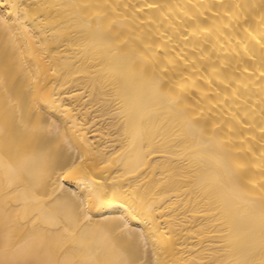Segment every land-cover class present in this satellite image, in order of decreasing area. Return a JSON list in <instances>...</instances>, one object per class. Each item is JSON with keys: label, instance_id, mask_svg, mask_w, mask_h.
Masks as SVG:
<instances>
[{"label": "bare ground", "instance_id": "bare-ground-1", "mask_svg": "<svg viewBox=\"0 0 264 264\" xmlns=\"http://www.w3.org/2000/svg\"><path fill=\"white\" fill-rule=\"evenodd\" d=\"M0 264H264V0H0Z\"/></svg>", "mask_w": 264, "mask_h": 264}]
</instances>
